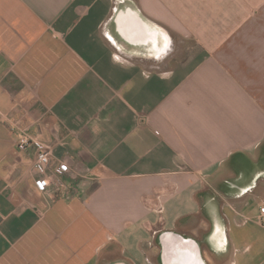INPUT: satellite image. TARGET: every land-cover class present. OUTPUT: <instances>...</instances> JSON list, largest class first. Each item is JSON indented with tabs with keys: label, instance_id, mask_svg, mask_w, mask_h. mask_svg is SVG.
<instances>
[{
	"label": "crops",
	"instance_id": "1",
	"mask_svg": "<svg viewBox=\"0 0 264 264\" xmlns=\"http://www.w3.org/2000/svg\"><path fill=\"white\" fill-rule=\"evenodd\" d=\"M262 180L264 0H0V264H264Z\"/></svg>",
	"mask_w": 264,
	"mask_h": 264
},
{
	"label": "built area",
	"instance_id": "2",
	"mask_svg": "<svg viewBox=\"0 0 264 264\" xmlns=\"http://www.w3.org/2000/svg\"><path fill=\"white\" fill-rule=\"evenodd\" d=\"M16 146L21 152H28L31 149L34 150L36 158L34 163L35 169L40 174L47 175L46 179L36 181V186L40 191H45L47 185L52 182L49 176L51 171L59 176L69 172V166L65 163H61L58 167H52L53 147L37 138L31 137L28 133L21 135ZM255 220L259 225H264V206L260 208V213Z\"/></svg>",
	"mask_w": 264,
	"mask_h": 264
},
{
	"label": "rangeland",
	"instance_id": "3",
	"mask_svg": "<svg viewBox=\"0 0 264 264\" xmlns=\"http://www.w3.org/2000/svg\"><path fill=\"white\" fill-rule=\"evenodd\" d=\"M264 180L260 181V183L258 184L257 189L255 190V194L257 195H263L264 193ZM256 219V218H255ZM253 219V221L256 223V220ZM231 257L230 253H227L226 255H224L222 258H211V263L212 264H223V262H225L226 260H229Z\"/></svg>",
	"mask_w": 264,
	"mask_h": 264
}]
</instances>
